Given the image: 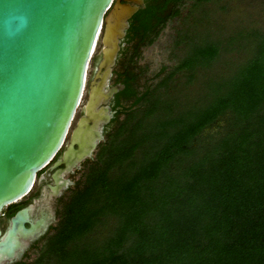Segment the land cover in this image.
Here are the masks:
<instances>
[{
  "label": "trees",
  "instance_id": "16d2710c",
  "mask_svg": "<svg viewBox=\"0 0 264 264\" xmlns=\"http://www.w3.org/2000/svg\"><path fill=\"white\" fill-rule=\"evenodd\" d=\"M187 1L177 65L147 77L141 50ZM211 1L146 0L129 20L104 141L35 264H264V29L222 38L200 9Z\"/></svg>",
  "mask_w": 264,
  "mask_h": 264
},
{
  "label": "water",
  "instance_id": "95a60500",
  "mask_svg": "<svg viewBox=\"0 0 264 264\" xmlns=\"http://www.w3.org/2000/svg\"><path fill=\"white\" fill-rule=\"evenodd\" d=\"M143 6L144 0H0V214L25 198L62 152L52 168L64 169L49 187L58 197L67 183L59 184V175L91 159L104 141L109 103L123 90L110 86L112 71L129 20ZM31 212H17L0 231V264L18 259L52 221L50 214L33 222Z\"/></svg>",
  "mask_w": 264,
  "mask_h": 264
},
{
  "label": "rangeland",
  "instance_id": "374dc122",
  "mask_svg": "<svg viewBox=\"0 0 264 264\" xmlns=\"http://www.w3.org/2000/svg\"><path fill=\"white\" fill-rule=\"evenodd\" d=\"M190 5L191 1H187L181 9L180 17L171 20L167 25H165L155 41L141 50V57L137 61V65L147 69V77H153V75L157 74L162 67H166V71L159 78L160 80L169 74L171 69L177 65L183 52L181 47H179V50L175 49L174 41L179 38L178 34L182 35L183 30L187 27V25L183 24V21L190 9ZM200 9L206 11L207 18H210L207 23L210 25L209 28L215 31V33L219 30L222 38L224 39L236 36L237 34H241L243 37L251 30L261 31L264 29V0H212L211 2L202 5ZM198 12L199 11L195 12V15L198 14ZM204 25L205 24H202V31H206L204 30ZM100 49L101 45L98 43L89 64L87 76L88 81L91 80L95 72V68L100 57ZM248 56L249 55L246 50L245 54L238 53L237 51H233L228 54L222 53V56L212 66V68L209 71H203L202 74L210 76L217 75V73L225 71L223 68L224 62L230 61L239 63L248 58ZM180 76L181 74H176L174 77L175 79H180V82H178L179 88L182 87L184 83V79ZM200 80L201 77L198 76L193 84L188 87V90L191 92L190 97H193L194 92H197V88L200 87ZM184 91L185 90H183V92ZM85 101L86 95L82 100L81 106L85 103ZM80 113L81 111L78 110L76 117H79ZM95 153L91 160L94 159ZM88 167L89 165L84 163L81 168V173L77 174L75 177V180L80 182V184L84 181V176L87 174ZM43 242L38 244L37 249L30 250L28 252V257L26 259L28 264H35Z\"/></svg>",
  "mask_w": 264,
  "mask_h": 264
},
{
  "label": "flooded vegetation",
  "instance_id": "af4514ba",
  "mask_svg": "<svg viewBox=\"0 0 264 264\" xmlns=\"http://www.w3.org/2000/svg\"><path fill=\"white\" fill-rule=\"evenodd\" d=\"M146 0H144L145 2ZM125 37L121 40V44L124 41ZM112 79V77H111ZM110 79V86H111ZM109 107L112 111V100L109 103ZM113 113V112H112ZM81 115V113H80ZM79 115V116H80ZM106 127V126H105ZM103 127V135L104 129ZM61 154L58 155L47 167L40 171L36 176V181L31 192L19 202L6 207L0 214V231L3 235L9 227L10 219L19 211L31 208L32 212L30 215V220L33 222L37 221L40 217H48L52 215V221L48 225L46 231L38 239L29 243L26 249L22 252L21 256L18 259H15L10 264H28L26 259L28 257V252L30 250H35L38 248V244L43 242V240L52 233L53 228L58 222V212L62 208L63 204L70 197V195L77 189L80 182L75 180L77 174L81 173L83 161L77 168L72 169L69 173H62L59 175V184L67 182L65 188H63L58 197H50V186H54L53 175L58 170H63V166L57 168H52L53 164L61 158ZM28 228V224L25 225Z\"/></svg>",
  "mask_w": 264,
  "mask_h": 264
},
{
  "label": "bare ground",
  "instance_id": "6f19581e",
  "mask_svg": "<svg viewBox=\"0 0 264 264\" xmlns=\"http://www.w3.org/2000/svg\"><path fill=\"white\" fill-rule=\"evenodd\" d=\"M85 97V96H84Z\"/></svg>",
  "mask_w": 264,
  "mask_h": 264
}]
</instances>
